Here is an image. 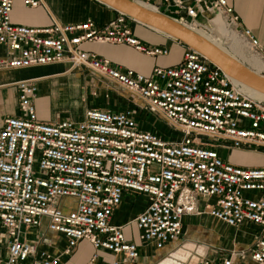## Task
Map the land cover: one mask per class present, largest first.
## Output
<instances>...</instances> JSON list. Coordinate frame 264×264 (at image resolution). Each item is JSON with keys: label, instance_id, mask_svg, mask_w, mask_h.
I'll return each mask as SVG.
<instances>
[{"label": "built area", "instance_id": "built-area-1", "mask_svg": "<svg viewBox=\"0 0 264 264\" xmlns=\"http://www.w3.org/2000/svg\"><path fill=\"white\" fill-rule=\"evenodd\" d=\"M131 1L205 32L220 26L221 36L234 35L259 59L264 76L262 47L226 0ZM23 2L37 7L42 0ZM12 7L13 0H0V44L6 47L0 69L65 63L130 99L118 110L91 107L78 120L44 122L33 104L36 79L14 83L18 114L0 127V264H61L82 240L94 249L86 264H99L100 249L136 259L138 245L112 224L126 191L146 197L131 221L142 243L160 249L179 237L184 216L207 213L230 227L253 225L252 244L197 264H264V167L236 166L220 154L264 152V101L187 46L177 64L155 66L149 75L84 50L94 42L126 44L148 56L168 53L136 38L130 18L119 12L100 28L91 19L34 28L13 24ZM142 114L157 115L179 135L164 139L139 128ZM199 199L214 202L200 207ZM42 227L62 236L64 248L50 249L42 232L28 238Z\"/></svg>", "mask_w": 264, "mask_h": 264}, {"label": "crops", "instance_id": "crops-1", "mask_svg": "<svg viewBox=\"0 0 264 264\" xmlns=\"http://www.w3.org/2000/svg\"><path fill=\"white\" fill-rule=\"evenodd\" d=\"M23 1L13 0L10 20L13 24L34 28L48 27L54 21L77 23L85 19H91L96 27L100 28L117 15L115 10L96 0H42L37 7H28ZM226 2L238 16L241 27L250 29L258 39L264 55V0H226ZM129 25L133 35L145 45L165 48L168 53L166 55L148 56L139 53L126 44L89 42L82 47L84 50L106 58L114 64L124 68H131L145 75H149L155 66H171L181 60L185 50V45L181 42L132 19L129 20ZM228 47L232 56L240 57L244 65L259 74L260 69L256 70L249 62L244 61V59L252 60V58L246 56L240 50L238 44L236 48ZM5 55L6 47L0 44V57ZM29 78L36 79L38 94L33 104L38 119L44 122H53L61 118H72L75 120L82 118L84 111L88 109L89 105L85 104L82 99L78 100V98L73 100L75 105H72L73 107L80 105L79 114L76 118L58 115V111L61 109L71 113L68 108H65L68 107L71 101L69 96L70 88H74L77 91V95H80L85 88L97 84L104 87H112L117 97V100L113 102L117 106L113 109H121L125 107L126 103L128 105V93L117 90L111 84L109 86V83L86 70L76 69L69 71L65 63H52L18 69H0V127L5 118L18 114V96L14 83L18 80ZM97 106L109 108L108 106L96 104ZM251 153L264 154V152L249 150L220 151L226 161L240 167H249L242 165L241 160L243 156ZM213 202L212 199H199L198 205L203 207L205 203ZM145 206L146 197L144 195L126 191L121 204L114 210L112 216V224L122 226L125 239L138 245V257L130 260L121 254L114 255L104 249H100L97 251L99 264H113L114 261H118V264H197L201 258L218 260L222 255L227 254V251L219 252L215 248L205 247L206 244H204L206 243V236L209 234V231L206 230V224L211 221L230 229H237V243L244 249L252 244L253 225L243 223L239 227H230L209 214L202 213L201 216H184L179 237L167 242L162 248L155 249L151 245L144 244L138 240L137 230L131 222ZM40 232L43 233L44 237L51 240L52 247L50 249L59 252L64 248L65 239L60 235L46 231L44 227L29 231L27 234L28 238L37 239ZM1 233L2 228L0 227V235ZM204 239L203 243L202 240ZM195 242H200V244H195ZM243 248L238 247V249ZM93 252L94 249L87 241H79L70 255L62 257L61 264H86Z\"/></svg>", "mask_w": 264, "mask_h": 264}, {"label": "water", "instance_id": "water-1", "mask_svg": "<svg viewBox=\"0 0 264 264\" xmlns=\"http://www.w3.org/2000/svg\"><path fill=\"white\" fill-rule=\"evenodd\" d=\"M128 18L171 37L200 53L218 66L228 77L264 95V76L230 57L211 42L176 19L139 5L131 0H96Z\"/></svg>", "mask_w": 264, "mask_h": 264}, {"label": "rangeland", "instance_id": "rangeland-1", "mask_svg": "<svg viewBox=\"0 0 264 264\" xmlns=\"http://www.w3.org/2000/svg\"><path fill=\"white\" fill-rule=\"evenodd\" d=\"M201 36L204 37L205 39L209 38L208 36H204V35H201ZM241 51L244 52L246 56L251 55L249 52H247L244 49H241ZM229 53L231 54L230 51ZM235 58L240 60V57L239 58L235 57ZM251 92L255 93L253 91ZM106 95L108 96V98H106ZM258 95L264 97V95L262 94H258ZM69 96L71 98V101L68 104V107H65V108H68V110H70L71 113L64 109H61L58 111L59 113L58 115L61 117H66V116L72 117L73 116L76 118L80 110L79 108L80 105L76 107L72 106V105H75V102L73 100L76 98H78V100L80 99L84 100V103L89 105L87 108L96 107V104H98L99 106H108L110 109L112 108V110H114L113 108L117 106V105H114L113 103L115 102L114 100H117V97L114 94L112 87L110 88L106 86L104 87L100 84L85 88V90L81 91L80 95H77V91H75L74 88H70ZM129 99L130 98H128V100ZM126 105L127 103L125 104V106ZM139 128L144 129V130H149V131H158L160 136L164 139L165 138L174 139L176 136L179 135L177 131L167 128L165 126V123L157 115H154V114H151V115L142 114L140 117ZM241 164L247 165L249 167H264V154H260V153L252 154L251 153L250 155L243 156V159L241 160ZM244 195L248 196L249 193L245 192ZM197 216H201V214ZM206 227H207L206 230L209 231V234L208 236H206L207 238L206 243H204L205 239L202 240L203 243L206 244L205 247L208 246L211 248H215L219 252L220 251H230L232 249H238V247L243 248L239 246V244L237 243V239H236L237 229H230L224 225L216 224L212 221L207 222ZM195 244H200V242L199 243L195 242Z\"/></svg>", "mask_w": 264, "mask_h": 264}, {"label": "bare ground", "instance_id": "bare-ground-1", "mask_svg": "<svg viewBox=\"0 0 264 264\" xmlns=\"http://www.w3.org/2000/svg\"><path fill=\"white\" fill-rule=\"evenodd\" d=\"M147 6V5H146ZM187 28H189L190 30H192V31H194V32H196L198 35H204V36H208L209 38L208 39H206L207 41H209V42H211L212 44H214L216 47H218L221 51H223L224 53H226V54H228L230 57H232V58H234V59H236L234 56H232L230 53H229V47L228 46H230L231 48H236L237 47V43H238V45L240 46V48L241 49H243L242 47H241V45L239 44V42H238V40L236 39V37L234 36V35H229V34H227V35H223L224 36V38L223 39H221V40H219V35L220 34H222V29H221V27L220 26H215L214 28V30L212 29V31L211 32H205V31H203V30H198V29H195V28H192V27H189V26H186ZM219 32H220V34H219ZM200 35V36H201ZM223 36H221L220 35V37H223ZM202 37V36H201ZM204 38V37H203ZM205 39V38H204ZM240 49V50H241ZM242 56V55H241ZM243 57V56H242ZM252 57V60L251 59H249V60H247V59H244V61H247V62H249L251 65H252V67H254L256 70H259V72L261 71V69L263 68L262 67V65H261V63H260V61H259V59L256 57V56H254V55H250V58ZM236 60H238V59H236ZM239 62H241V63H243L242 61H240V60H238ZM244 64V63H243ZM246 66V65H245ZM249 68V67H248ZM249 69H251V68H249ZM253 71V70H252ZM254 72V71H253ZM257 74V73H256ZM260 75V74H259ZM236 83H237V81H236ZM238 84H239V82H238ZM240 87L245 91V92H247V93H249L250 95H252V97H254L255 99H257V100H261V101H264V97H262V96H260V95H258V94H260V93H258V92H256V91H254V90H252V89H250V88H248V87H246V86H244V85H242V84H240ZM251 91H253V92H255V93H252Z\"/></svg>", "mask_w": 264, "mask_h": 264}, {"label": "trees", "instance_id": "trees-1", "mask_svg": "<svg viewBox=\"0 0 264 264\" xmlns=\"http://www.w3.org/2000/svg\"><path fill=\"white\" fill-rule=\"evenodd\" d=\"M165 15H167V14H165ZM167 16H169V15H167Z\"/></svg>", "mask_w": 264, "mask_h": 264}]
</instances>
